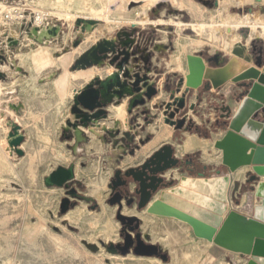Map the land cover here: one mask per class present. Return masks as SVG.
I'll use <instances>...</instances> for the list:
<instances>
[{
	"label": "rangeland",
	"instance_id": "1",
	"mask_svg": "<svg viewBox=\"0 0 264 264\" xmlns=\"http://www.w3.org/2000/svg\"><path fill=\"white\" fill-rule=\"evenodd\" d=\"M0 1L13 5L27 3L26 0ZM146 2L150 3L148 17L151 20L160 18L166 21L159 25L146 23L134 26L115 21L112 24L113 31L109 32L108 36L127 31L133 33L141 44L144 42L154 49L155 45L157 48L163 45L166 52L161 54L163 61L157 68V74L169 71V75L175 79L185 76L184 71L175 73L169 65L178 51H181L182 55L199 51L206 58L221 52L229 57L231 54H237L242 46L246 49V60L250 61V58L254 60L255 52L264 47L262 36L257 35L250 41L247 40L254 31L251 27L237 29L235 45L227 43L224 32L219 42L205 41L199 32L191 28V23L195 22L207 25L220 22L218 0H129L124 3V8L134 14ZM240 5L229 3V13L257 14L264 18V5L253 10H250V6L236 7ZM101 6L100 0H73L70 11L93 14L94 9ZM31 8L27 6L24 9L25 17L17 18L12 23L0 17V70L9 66V69L0 74V80L6 83V89H0V144L5 148L9 164H0V264H202L209 249L213 251L215 246L196 238L187 223L176 218L150 214L146 209L141 211L144 213L143 217L136 212L123 213L136 214L142 219L144 239L159 245L162 252L168 254V261L164 262L158 257L145 259L136 255L124 258L119 252L113 253L109 250L107 243L122 241V226L116 216L118 206H112L108 202L113 194L109 186L110 180L104 177L95 179V171H90L92 163L97 160L96 157L84 160L86 165L79 164V168L84 169L83 181L86 184L83 187L75 181L69 188L46 185L47 176L57 167L69 164L72 159L69 155L72 154V142H68L67 137L71 132L65 133L62 125L67 126L66 117L73 115V99L79 89L76 86L85 84L86 80L88 83L98 74L91 71L82 74V78L80 73L75 72L84 69L73 70L75 60L84 52L79 47L92 31V28L87 29L88 24L84 20L67 21L64 15L51 12L48 23H55L60 28L59 38L52 37L48 47L44 44L39 46L37 39L33 37L34 40L29 41L23 33L30 35L28 30L38 14ZM121 17L118 13L113 14L115 19ZM170 20L176 23H170ZM95 23L103 25L105 21ZM11 36H17L18 39H12ZM105 37L106 35L99 38ZM13 40L18 42L14 43ZM78 40L81 43L75 46ZM90 40L82 45L83 49L94 44ZM180 43L186 45V48L180 46ZM157 62L160 63L158 60ZM99 74L102 75L101 70ZM64 93L68 95L62 97ZM193 114L197 119L199 114ZM158 117L148 118L144 123H155ZM127 118L126 105L123 121L127 122ZM158 123L163 127L162 132L166 128L169 129L164 118ZM103 127L107 126L104 124ZM149 128L152 129L151 126ZM143 134L145 137L150 136L146 132ZM21 137L22 140H19ZM193 160L195 162V159ZM178 168H173L175 176L179 175ZM99 171L100 167L98 174ZM92 181L102 183L99 184L100 197L87 194V183L92 185ZM251 184L248 179L247 185L232 192L229 190L230 209L253 215V204L257 197L256 186L252 187ZM72 188L77 190V194L69 192ZM78 189L87 195L82 197ZM65 197L70 199L71 206L63 213L61 204ZM94 198L96 200H93ZM124 206L127 205L124 203Z\"/></svg>",
	"mask_w": 264,
	"mask_h": 264
},
{
	"label": "water",
	"instance_id": "2",
	"mask_svg": "<svg viewBox=\"0 0 264 264\" xmlns=\"http://www.w3.org/2000/svg\"><path fill=\"white\" fill-rule=\"evenodd\" d=\"M53 26L50 32L56 36L57 25ZM131 35L123 31L118 32L115 39L105 37L76 60L73 70L103 63L105 68L112 66L116 71L97 75L76 91L71 108L74 121L69 119L68 127L76 129L107 119L108 107L115 96H130L128 112L131 113L158 94L150 69L141 72L129 67L133 58L137 60L139 52ZM80 43L76 41L75 46ZM253 62L250 65L238 57L226 60L221 52L206 59L202 53L182 55L185 76L170 92L169 100L162 104L165 123L176 130L186 128L188 114L184 112L187 106L195 108L202 92L218 89L228 81L235 83L239 104L225 121V135L215 143L222 151V165L230 173L209 177L184 175L176 183L168 179L167 173L179 167L182 161L174 156L171 145L163 146L140 167L127 172L136 184L134 191L128 180L111 184L114 191L108 202L118 206L116 216L122 226V241L111 244L116 252L124 256L133 252L136 256L158 257L164 262L169 259L159 245L144 239L140 231L141 219L123 213L124 203L128 207L136 203L140 211L146 209L150 214L187 223L196 237L240 254L245 259L243 264H264V193L257 192L256 197L261 202L255 205L252 216L230 209L229 200L231 173L240 167L249 166V181L264 188L261 179L264 175V47L255 52ZM186 165L195 166V163ZM74 177L73 167L59 166L47 176L45 183L69 188ZM69 192L77 194L75 188ZM70 206V199L65 197L61 211L66 213Z\"/></svg>",
	"mask_w": 264,
	"mask_h": 264
},
{
	"label": "crops",
	"instance_id": "3",
	"mask_svg": "<svg viewBox=\"0 0 264 264\" xmlns=\"http://www.w3.org/2000/svg\"><path fill=\"white\" fill-rule=\"evenodd\" d=\"M253 1L256 3L254 4L252 3L251 0H248L244 4H241L240 6H236V7H242L243 5L244 7L250 6V10H253V8H257V6H261L260 8H262V6L264 5V0L258 2L257 0H253ZM117 34L115 36H108L107 33L106 37L110 39H115L117 37ZM133 38H135L136 40V47L138 48L139 52L136 56L137 60L135 61L133 58L129 64V67L131 69H134V71L137 70L141 72H146L147 69H150L151 78L153 81L156 82L159 92L152 100L147 101L145 105H140L136 107L135 109L132 110L131 113L128 112L126 127L124 126L125 124L121 120H117L115 117L110 115L111 111L109 107L115 104L118 105L120 103H126L128 109L130 96H123L122 98H118V96H115L108 107L109 116L107 119H100L99 121H96L92 124L81 125L77 127L76 129H80L81 131L80 138L76 136L74 128H70V127H66L65 125H62V130L65 133L71 132L69 135H67V137L70 140V141L68 140V142H72L71 144L72 154H69L72 157V159L69 162V164L61 165L65 167H73L74 169L75 177L70 182V184L73 181H75V183L79 184L82 187L84 186V184H86L83 181L84 169L82 168L81 170V167L79 168V164L82 163L83 165H86V161L84 160L88 158L96 157L97 160L92 163L90 170L91 172L95 171L97 175L95 179H100L101 177H104L106 180L109 179L110 180L109 186L112 192L114 191L113 188L111 187L113 181L128 180L131 181L130 182L131 191H134L136 184L133 182V180H131V175L127 176V172L130 171L131 169H136L140 167L154 153L159 151L165 145H171L174 148V156L181 159V161H183L186 157H190L191 155L193 156L192 158L195 159L194 162L195 166L189 165L187 169H183L181 167L182 165H179L178 170L180 172L178 173L179 174L178 176L174 175V169H171L170 172L167 173L168 179L171 180L173 179L175 180L176 183L184 175L209 177V176H216L219 174L230 173V171L222 165V151L215 147V143L217 140L221 139L227 131V128H225L224 130L217 128V121L221 115L220 109L225 105H231L232 107H234V109H236L239 104V102L237 104L236 101L234 100L235 91L237 90V85L232 81H228L226 84H224L218 89L204 91L200 94L201 97L200 99L197 100L194 109H190L187 106V109L184 113L189 114L194 121V126L192 127L191 130L187 131L186 128L182 130H176L173 126L167 125L165 123V125L168 126L169 129L166 128L164 129V132H162L163 127L158 125L159 120L161 119L163 120L164 118L165 121L162 104L169 100L170 92L176 88L180 79L172 78L169 75L170 74L169 71H165V73L163 74L156 73L157 68L160 67L161 62L163 61L161 54L166 52V49H164L163 45L161 48H157L158 46L155 45L156 49H154L151 46H148V44L144 42H142V44L137 42L138 40L136 36L134 37L133 35ZM102 39L103 38H99L98 41H101ZM98 41H96L94 44L92 43L89 47L85 48V50L90 48L92 45H95ZM197 53L200 54L202 52L199 51L194 52V54ZM223 55L226 60L229 59L230 57H238L240 60L244 61L247 64L250 65L254 64L252 58H250V61L246 60V49L243 48L242 46L240 47V51L235 55L231 54V56L229 55V57L227 54H223ZM204 58L206 59L205 56ZM157 60L160 63H158ZM72 62L73 60L69 62L67 66L69 67L72 64ZM60 68L65 69L63 66H60ZM100 70L102 71V75L99 74ZM91 71H94L99 76H103L105 73H112L116 71V68L112 66H109V68H105L103 63H101L98 66H93L88 69L79 70L78 72H75V74L80 73V76L84 78L82 74ZM174 72L177 73L179 71H174ZM85 84H81L80 86H76V87H78L79 88L78 90H80ZM182 89H183L182 91H184V88ZM67 95L68 93H64L62 94V97L63 96L65 97ZM177 95H181V94H177ZM193 112L198 113L200 117L198 116L197 119H195ZM153 116H159V117L155 120V123H150L149 125H146L144 121H146L148 118H152ZM69 119L70 118L67 116L66 124ZM104 124L107 127L104 128L103 127ZM149 126H151L152 129H150ZM91 128L99 130V133L94 136L93 133L89 132ZM198 128H200L201 132L203 133L206 132V134L195 132L196 129ZM143 132L150 134V136L145 137ZM207 133H209V135ZM138 142L140 143L138 144ZM85 149L86 152H84ZM198 153L199 156L196 157ZM198 166L199 168H196ZM99 167H100V171H99L100 173L98 174L97 172L99 170ZM249 168H250L249 166H243L237 169L235 172L231 173V177H232V183L230 186L231 192L234 189L236 190L238 188L247 185L249 179L248 178ZM86 170L88 172L89 168ZM261 179L264 180V176H262ZM256 185H257L256 183L251 184L252 187ZM87 188H88L87 194L94 195L91 193V189H92L91 183L90 184L87 183ZM78 192L79 194H81V196L87 195V194H83L82 193L83 191L79 189ZM157 195L158 196H156L155 199L159 197L160 192ZM257 198L253 204V208L256 204L260 203V200ZM93 200L96 199L94 198ZM126 209L128 211H126ZM123 212L124 213L136 212L138 215L142 217L144 214L138 209L136 203H134L130 207L124 206ZM238 212L247 216H252V213L249 214L245 211H240V210H238ZM132 215H136V214H132ZM140 231L142 233V226ZM198 239L207 241L205 239H200V238ZM147 241L149 243L151 242L148 239ZM207 242L212 244V246H215L216 249H214L213 251L209 249V251L206 254V260L202 264H213V262H218V264H243L245 262V259L240 254L226 250L222 247L213 244L212 242L209 241ZM107 244L109 248V246L111 244H115V242H109ZM130 255H134L133 252L125 256L124 255L121 256L126 258L127 256ZM142 257H144L145 259L157 258V257H147V256H142Z\"/></svg>",
	"mask_w": 264,
	"mask_h": 264
},
{
	"label": "bare ground",
	"instance_id": "4",
	"mask_svg": "<svg viewBox=\"0 0 264 264\" xmlns=\"http://www.w3.org/2000/svg\"><path fill=\"white\" fill-rule=\"evenodd\" d=\"M26 1H27V3L25 5H13V4H8V3H4V2L0 1V17H4V18H6L7 22L12 23L15 19H17V18L22 19L23 16L26 15V14H24L25 13L24 9L27 6L28 7L30 6L33 9H35L38 12V14L32 22L33 25L28 30L30 35L28 36V34L26 32H23V33L26 34L25 38L26 39L28 38L29 41H33L34 38L37 39L38 42L40 43L39 46L44 44V45H46V47H48V45H49L48 43L50 42V39L52 37L59 38L60 28L58 26H57L58 35L53 36V33L50 32V28L54 27L53 25H51V27H49L50 22L48 23V20H49L48 16L51 14V12H54V13L57 12V14L60 13V14L64 15L67 18L66 19L67 21L68 20L69 21H75L76 19L84 20L88 24L87 29L92 28V31L89 34H87L84 43H86V41L89 39H91L90 41L95 43L99 37H103L107 33L113 31V25L112 24L115 21L124 23L125 25H131V26H134L135 24L145 25L146 23H152L154 25H159V24L166 21V20L160 19V18L156 19V20H151L148 17V11L150 9V6H149L150 3L149 2H146L145 5L140 6L136 10V12L134 14H132V13H130V11H127L124 8V3H126L129 0H100V1H102V6L94 9L93 14H79V13H74V12L70 11V5H71L73 0H26ZM244 2H246V0H219L218 1V3H219L218 10L220 11V22L217 24L212 22L209 25H207L205 23H201V22H195V23H191V28L193 30L199 32L201 37L205 41L211 40V41L219 42L221 40V34H222V32H224L225 36L227 37V43L229 45H233L235 43V39H236V35H237L236 31L240 27L254 28V31L251 34L250 38L247 39L249 41L257 35L262 36L264 38V23H263L264 18H262L261 16H258L257 14L240 15V14L229 13V11H228L229 3H234V4L239 5V4H243ZM114 13H118L122 17L120 19H115V18H113ZM28 14H27V16H28ZM100 20H104L105 24L102 25L100 23H98V24L95 23V21L97 22ZM169 22L173 23V24L176 23V22L174 23L173 20H170ZM180 23L181 22H179V24ZM7 24H9V23H7ZM259 28H261V30H259ZM11 38L12 39H18L17 36H13V37L11 36ZM84 43H82L79 48H81L85 52L88 49H90L92 46L85 50V49H83L84 47L82 46ZM180 46L186 48V45H184V44L180 43ZM182 54L183 53H181V51L180 52L178 51L177 54L173 55L171 61L169 62L170 68L173 71H179V72L184 71V67H183V63H182ZM7 69H9V66H6L4 69L0 70V72H4ZM14 73H15V71H14ZM94 74H95V72H94ZM92 78H94V77H92ZM5 84L6 83H4L0 80V89H2V91H4L6 89ZM6 93H8V91H6ZM234 100L238 104L237 97H235ZM109 109L111 111V113H110L111 116L115 117L116 119H120L121 121L124 120L123 118L125 117L126 103H120L118 105H111L109 107ZM234 110H235L234 107H232L231 105H225L220 109L221 115L217 121V128L218 129L224 130L226 128L225 121L229 118V116L232 114V112ZM69 118L71 119V121H74V115L70 116ZM123 123L125 124L124 126L126 127V122L123 121ZM193 126H194V121L190 117V115L188 114L187 124H186L187 131L191 130ZM74 130H75L76 136L78 138H80L81 137L80 129H74ZM125 130H127V129H125ZM90 132L93 133V135L95 136L99 133V130L91 128ZM19 133H21V130L19 131ZM0 164H2V165L8 164L7 160H6V156H5V148H3V145H1V144H0ZM262 182H264V180H262ZM100 183H96V182L92 181L91 193L94 194L95 196L97 195L98 197H100V195H101L100 185L102 183L101 184ZM258 191H259V193H264V188H262V187L260 188L259 185H257L256 190H255V195L257 194ZM156 196H158V195H156ZM126 211H128V210L126 209ZM109 250L113 253H117L115 248L111 245L109 246Z\"/></svg>",
	"mask_w": 264,
	"mask_h": 264
},
{
	"label": "flooded vegetation",
	"instance_id": "5",
	"mask_svg": "<svg viewBox=\"0 0 264 264\" xmlns=\"http://www.w3.org/2000/svg\"><path fill=\"white\" fill-rule=\"evenodd\" d=\"M191 163L194 164V160H193V158H192V157H186V158L182 161V163H181L180 165H183V166H184L183 169H187L189 165H186V164H191Z\"/></svg>",
	"mask_w": 264,
	"mask_h": 264
},
{
	"label": "trees",
	"instance_id": "6",
	"mask_svg": "<svg viewBox=\"0 0 264 264\" xmlns=\"http://www.w3.org/2000/svg\"><path fill=\"white\" fill-rule=\"evenodd\" d=\"M195 132H198V133L200 132L201 134H206V132H204V133H203V132H201L200 128L196 129V131H195ZM207 134L209 135V133H207Z\"/></svg>",
	"mask_w": 264,
	"mask_h": 264
},
{
	"label": "built area",
	"instance_id": "7",
	"mask_svg": "<svg viewBox=\"0 0 264 264\" xmlns=\"http://www.w3.org/2000/svg\"><path fill=\"white\" fill-rule=\"evenodd\" d=\"M50 25H55V23H52V24L50 23Z\"/></svg>",
	"mask_w": 264,
	"mask_h": 264
}]
</instances>
